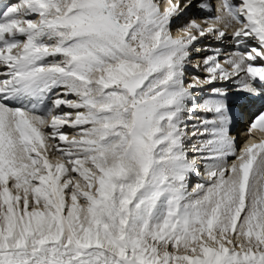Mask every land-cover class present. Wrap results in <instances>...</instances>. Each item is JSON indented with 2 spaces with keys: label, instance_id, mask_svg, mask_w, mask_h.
I'll use <instances>...</instances> for the list:
<instances>
[{
  "label": "snow or ice",
  "instance_id": "6c2138e0",
  "mask_svg": "<svg viewBox=\"0 0 264 264\" xmlns=\"http://www.w3.org/2000/svg\"><path fill=\"white\" fill-rule=\"evenodd\" d=\"M193 8L174 38L173 19ZM206 36L234 48L205 56L207 75L188 83ZM257 59L264 0L0 7V264H264ZM217 81L261 106L240 149L227 91L195 99L198 85ZM201 163L207 182L192 186Z\"/></svg>",
  "mask_w": 264,
  "mask_h": 264
},
{
  "label": "bare ground",
  "instance_id": "6f19581e",
  "mask_svg": "<svg viewBox=\"0 0 264 264\" xmlns=\"http://www.w3.org/2000/svg\"><path fill=\"white\" fill-rule=\"evenodd\" d=\"M8 1H9V3H7ZM8 1H5V0H4V1H0V6L2 7L4 4H13V3L16 2V0H8ZM159 1H161V2H160V5L162 6V8H164V7L167 6V0H159ZM162 1H163V3H162ZM213 3H214V7H215V9H216V8L218 7V0H216V1L214 0ZM1 4H2V5H1ZM161 11H163V10L161 9ZM194 16H195V12L193 11V9H191V10H189V11L186 13V15H185V17H184L183 19H179V20L173 19V23H172V34H173L174 38H175V37H179V36L182 35V33H181L180 31H178V29H179L180 27L183 26V24H184L185 21L189 20L190 18H192V17H194ZM197 22H200V21L198 20ZM227 35L230 37V36H231V31H229V32L227 33ZM210 37H211V36H206V37H204V38H198V40L195 42V44H194V46H193V48H192L191 62H194V63H197V64L201 65L200 62H201L202 58L205 57V56H208V54H209L210 52H212V51H210V48H211V47L206 48V47H208L207 45H209L208 43H212V42L209 41V40H210V39H209ZM223 45H226V43H224ZM231 46H232V45H231ZM227 47L229 48V47H230V44H229ZM228 50H229V49H228ZM220 57H221V56H220ZM221 58H222V57H221ZM188 64H189V63H188ZM256 64H257V65H260V64H264V63H261V62H258V63H257V62H256ZM199 65H198V66H199ZM202 65H203V64H202ZM222 66H223V65H222ZM199 67H200V66H199ZM203 67H204V66H202L200 69L203 70ZM190 69H191V70H190ZM196 70H197L196 67H195L194 69H192V68H188V66H186L185 80H186L188 83H191V82H192V77H193V76H198V77H200V78H203V77L205 76V74L203 73V72H205L204 70L201 71V72H197ZM213 86L218 87V88H224V89L227 91V93L230 94L231 90H233V87H235L236 84H235L234 82H232V81L227 82V84H225L224 82H221V81H217V82L215 83V85H209V86H207V87H209V88H207V89H203V91H200V92H195L196 100H197L198 102H202L205 98L210 97V96H211V91H210V89H211ZM197 87L200 88V87H203V85H198ZM204 90L206 91L205 94H204V92H205ZM235 92H237V91H235ZM237 93H242V92H237ZM242 94H243V93H242ZM197 98H198V99H197ZM228 101H229V106H230V108L235 107L234 109H237V110H238L237 105H236V106H233L234 104H238V103L236 102L235 98L228 97ZM247 103H250V102L247 101ZM250 104H252V103H250ZM252 105H253V108H254V107H258L259 104L257 103V104H252ZM64 111H69V109L65 108ZM258 112H259V111H257L256 113H258ZM196 115L199 116V117H201V118H203V117H204L205 115H207V114L202 113V112H197ZM232 116H234V115L232 114ZM252 116H253V115H252ZM72 118L74 119V115H73ZM248 120H249V118L244 119L243 122L248 121ZM243 122H241V124H243ZM193 125H198V121H197V120H191V121L189 122V132H191V131L193 130ZM248 126H249V124H248ZM243 129H245L244 131H246V130L248 129V127H244ZM64 130L68 133V138H69V140H71V139L73 138V136L76 134V133H75V130L72 129V128H65ZM234 131H235V130H234ZM231 135H232V134H231ZM232 136L235 137V138H237L236 141H235V142H236V146H237V148H238V149L242 148V147L244 146L246 140H247L246 133H242L241 135H238V131H235V134H233ZM253 136H254L255 139H257V140L261 139L259 133H253ZM77 138H78V137H77ZM194 143H195V141H193V143L189 145V152H192V151H191V148H192V146L194 145ZM61 146H63V145H61ZM189 154H190V155H194V153H189ZM55 161H56V158L53 157V158H52V162L55 163ZM202 167H203V171H201ZM204 168H205L204 164L201 163V164H200V174H197V175H195V176L199 177V175H201V178H203V181H204V182H207V177H206L205 175L202 176V173H204ZM199 178H200V177H199ZM198 182H199V181H197L196 179L191 178L190 183H191L192 186H195ZM189 191H191V188H189Z\"/></svg>",
  "mask_w": 264,
  "mask_h": 264
},
{
  "label": "rangeland",
  "instance_id": "374dc122",
  "mask_svg": "<svg viewBox=\"0 0 264 264\" xmlns=\"http://www.w3.org/2000/svg\"><path fill=\"white\" fill-rule=\"evenodd\" d=\"M216 1V0H215ZM193 11H194V9H193ZM210 40V42H212V43H208L209 45H207L208 47H206V48H209V47H211L210 48V51H212V52H210L208 55H211V54H213V52H214V50L215 49H217V48H220V49H222L223 50V52H222V54H221V57H220V59L221 60H223L224 58H225V56H227V54L231 51V48L229 47H227L229 44H230V46L232 45L233 46V44H231V43H228V42H220V43H218L217 41H216V39L214 38V37H210L209 38ZM224 43H226V45H223ZM231 46V47H232ZM229 49V50H228ZM204 58V57H203ZM203 58H202V60H201V62H200V64L201 65H199V64H197V63H194V62H189V64H187V66H188V68H192V69H194L195 67L197 68V66L199 65L200 67H199V70H196L197 72H201V71H203V70H201L200 68L203 66L202 64H203ZM191 70V69H190ZM204 74H205V76L207 75V73L206 72H203ZM204 76V77H205ZM187 82V81H186ZM207 86H209V85H203V87H197V90H196V92H200V91H203V89H207V88H209V87H207ZM236 88H237V85L235 86V87H233V90H231V92H230V94H237V92H235L236 91ZM205 91V90H204ZM206 93V91L204 92V94ZM230 94H228V95H230ZM244 94V93H243ZM196 98V97H195ZM237 104H234L233 106H236ZM235 107H233V108H231V112H232V114L234 115L235 114V116H236V114H237V109H234ZM198 124H199V122H198ZM238 129H239V125H236V126H232L231 127V134L233 135V134H235V131H238ZM235 130V131H234ZM235 138V137H234ZM236 139L237 138H235V141H236ZM199 177H201V175H199Z\"/></svg>",
  "mask_w": 264,
  "mask_h": 264
}]
</instances>
